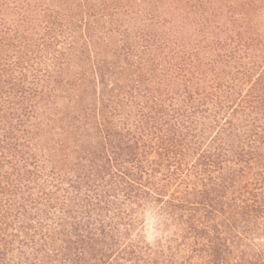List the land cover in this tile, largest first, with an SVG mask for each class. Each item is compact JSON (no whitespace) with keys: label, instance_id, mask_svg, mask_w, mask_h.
Returning <instances> with one entry per match:
<instances>
[{"label":"trees","instance_id":"16d2710c","mask_svg":"<svg viewBox=\"0 0 264 264\" xmlns=\"http://www.w3.org/2000/svg\"><path fill=\"white\" fill-rule=\"evenodd\" d=\"M263 16L0 0V264H264Z\"/></svg>","mask_w":264,"mask_h":264},{"label":"rangeland","instance_id":"374dc122","mask_svg":"<svg viewBox=\"0 0 264 264\" xmlns=\"http://www.w3.org/2000/svg\"><path fill=\"white\" fill-rule=\"evenodd\" d=\"M261 21L264 24V16L262 17ZM151 214H148V218L146 219V227H145V232L148 237H151L153 230H152V221H151Z\"/></svg>","mask_w":264,"mask_h":264}]
</instances>
